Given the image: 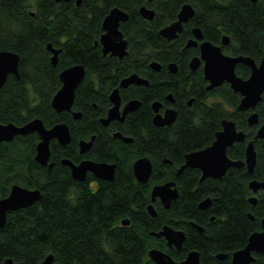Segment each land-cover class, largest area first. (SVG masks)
I'll list each match as a JSON object with an SVG mask.
<instances>
[{
  "label": "trees",
  "instance_id": "16d2710c",
  "mask_svg": "<svg viewBox=\"0 0 264 264\" xmlns=\"http://www.w3.org/2000/svg\"><path fill=\"white\" fill-rule=\"evenodd\" d=\"M77 1L0 0V51L10 50L20 57V78L10 74L0 88V123L22 126L38 117L47 128L67 123L72 135L66 146L52 141L51 169L35 160L37 133L0 142V199L8 196L14 184L42 192L34 205L7 216L0 229V264L6 258L40 264L50 254L54 255L52 264H156L148 255L152 248L169 253L177 262L198 250L202 264H232V254L261 230L264 219V191L256 194V205L250 202L254 195L250 182L264 181V140L255 142L257 162L252 173L246 166L232 167L222 179L201 180L197 168H187L180 175L178 170L186 154L212 144L225 119L234 120L247 134L246 141L235 143L227 154L233 160H245L248 141L264 124V95L255 110L259 122L251 127L248 117L253 111L237 110L240 94L228 83L208 90L203 67L192 71L189 66L200 55L199 48L186 45L193 38V29L199 28L206 40L222 46L226 54L260 62L264 0H81L79 5ZM185 3L192 4L195 14L178 38L168 41L159 31L177 20ZM144 5L155 10L153 20L140 14ZM114 7L129 14L120 26L128 40L123 59L104 55L100 44L103 21ZM224 35L230 38L227 46L222 44ZM49 44L61 49L56 66ZM153 61L160 62L159 71L151 69ZM172 62L177 64L176 73L168 69ZM76 64L86 69L73 106V111L82 114L77 120L71 112L57 113L52 107L62 86L60 73ZM236 72L248 78L251 70L239 64ZM134 73L146 78L149 85L121 89V98L124 102L138 99L141 106L124 122L103 126L100 120L112 106L111 92ZM169 94L175 99L178 117L170 126H156L152 105L157 101L170 105ZM117 132L132 142L114 137ZM92 136L96 137L91 150L80 154L79 141ZM143 156L154 167L146 184L139 183L133 173L134 162ZM65 158L75 163L85 158L113 163L115 179L101 180L89 173L86 181H77L62 164ZM167 181L176 182L179 197L169 209L157 199L153 203L157 216L152 217L147 210L152 187ZM207 198L213 200L212 205L200 209ZM126 219L130 223L123 225ZM164 225L186 233L181 251L151 235ZM222 253L228 257L219 259L217 255ZM255 256L251 264H264V254Z\"/></svg>",
  "mask_w": 264,
  "mask_h": 264
},
{
  "label": "water",
  "instance_id": "95a60500",
  "mask_svg": "<svg viewBox=\"0 0 264 264\" xmlns=\"http://www.w3.org/2000/svg\"><path fill=\"white\" fill-rule=\"evenodd\" d=\"M68 1V0H56ZM154 1V0H149ZM257 2L258 0H251ZM78 4L81 0H78ZM140 14L147 20H153L155 17V10L146 5L140 8ZM195 9L191 3H185L177 17V20L165 26L159 31V34L167 39L173 41L178 38L180 33L184 30V24L188 23L194 16ZM129 19V14L120 7H114L103 21L104 33L100 38V44L104 55L115 56L123 59L128 53V40L125 38L120 29L121 23ZM222 44L227 46L230 44L228 35H224ZM187 48L198 47L200 55L194 57L190 61V69L196 71L201 66L203 67L204 77L208 82L207 89L211 90L221 86L224 83L230 84L235 93L241 96L240 103L237 107L238 111H249L253 113L248 117L249 125L252 127L259 122L258 113L255 111L258 104L262 101L264 95V52L260 62L245 55H229L226 54L222 46L206 40L201 29H193V38L190 39L186 45ZM48 49L52 53V64L54 66L58 63L61 49L54 48L52 44L48 45ZM20 57L17 53L10 50L0 51V88L6 83L10 74L20 78L19 73ZM239 64H243L250 68L251 73L248 78H244L237 74L236 68ZM150 67L154 71L161 69V64L158 61L150 63ZM168 69L172 73L178 70L177 64L172 62L168 64ZM86 75L85 66L76 64L64 69L59 78L62 86L56 92L52 99V107L57 113L71 112L74 119H80L82 114L73 111L76 91L82 84ZM130 85L147 86L149 81L146 78L134 73L124 78L119 87L115 88L110 96L111 108L107 115L101 118L103 126H108L113 121L124 122L128 114L135 112L141 106V101L132 99L123 102L121 98V89H126ZM167 100L174 103L175 100L172 94L167 96ZM192 100L189 101L191 105ZM161 102H154L152 107L155 112L153 122L156 126H170L177 117L178 112L175 108L170 107L164 113L160 112L162 108ZM32 133H37L39 142L36 147L35 160L41 166H48L51 169L54 165L50 162L51 158V143L56 140L60 145L66 146L72 141L70 127L67 123L61 122L51 128H47L41 118H34L22 126L14 123L2 124L0 123V142H11L18 135L26 136ZM96 136H92L90 140L82 139L79 141L80 154H87L94 143ZM114 137L123 140L126 143L132 142V138L124 136L117 132ZM247 134L243 130H239L237 124L232 119H225L222 122V129L215 135V140L212 144L204 149L193 151L185 156L184 164L179 168L178 174H182L187 168H197L201 171V180L206 178L222 179L227 171L232 168H241L246 166L247 170L252 173L257 162V152L255 149V142L258 139L264 140V124L261 125L256 132L255 137L248 141L246 145L245 160H233L228 154L227 150L235 143H244ZM170 162L169 160H164ZM62 164L71 169L72 177L80 182L87 180L88 173H92L96 178L106 181H113L116 174V165L109 162H98L88 158L83 159L79 163L65 158ZM153 163L147 156L138 158L133 164V173L136 180L141 184L149 182L153 174ZM250 188L254 195L250 198L252 205H256L258 198L257 193L260 190L264 191V181L253 180L250 182ZM179 197V190L176 182L167 181L161 184H156L152 187L151 200L152 203L148 205L147 210L152 217L157 216V211L154 202L159 199L164 208L169 209L174 200ZM42 198L40 189H30L20 184H14L7 197L0 199V229L6 225L7 216L20 209L30 207ZM213 200L207 198L199 204L202 210L208 209L212 205ZM251 219L254 217L251 215ZM129 220H123V225H128ZM192 225L203 230L201 226L192 222ZM157 238H164L169 247H176L181 251L187 239L186 233L183 230L177 229L171 225H164L160 231L151 232ZM255 254H264V219L261 222V230L250 235L247 245L235 251L232 254V264H251L256 260ZM149 258L156 264H202L201 253L198 250H191L186 258L180 262L167 252L152 248L148 252ZM219 259H226L227 254H218ZM54 255H48L40 264H52ZM4 264H23L16 262L12 258H6Z\"/></svg>",
  "mask_w": 264,
  "mask_h": 264
},
{
  "label": "flooded vegetation",
  "instance_id": "af4514ba",
  "mask_svg": "<svg viewBox=\"0 0 264 264\" xmlns=\"http://www.w3.org/2000/svg\"><path fill=\"white\" fill-rule=\"evenodd\" d=\"M77 2H78V1H77ZM77 4H78V3H77ZM78 5H79V4H78ZM180 34H181V33H180ZM197 48H198V47H197ZM14 76H15V75H14ZM173 98H174V97H173ZM166 99H167V98H166ZM174 100H175V99H174ZM167 101H168V100H167ZM123 102H124V101H123ZM168 102H169V101H168ZM124 103H126V102H124ZM169 103H170V105H166V106L162 103L163 106H162V108L160 109V112H161V113H164L165 110H166L167 108L173 107V104H174L175 102H174V103L169 102ZM173 108H175V107H173ZM175 109H176V108H175ZM177 112H178V111H177ZM229 148H230V147H229ZM81 161H82V160H81ZM88 174H89V173H88ZM153 236H154V235H153ZM166 243H167V242H166ZM167 246H168V244H167ZM168 248L173 249V248H176V247H174V246H173V247H169V246H168Z\"/></svg>",
  "mask_w": 264,
  "mask_h": 264
}]
</instances>
